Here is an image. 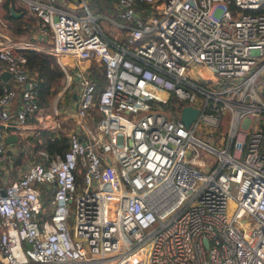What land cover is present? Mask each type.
I'll return each instance as SVG.
<instances>
[{
    "label": "built area",
    "instance_id": "2783aa9c",
    "mask_svg": "<svg viewBox=\"0 0 264 264\" xmlns=\"http://www.w3.org/2000/svg\"><path fill=\"white\" fill-rule=\"evenodd\" d=\"M23 1L51 40L13 36L0 9L17 84L0 78V155L36 111L63 125L57 104L42 112L22 49L97 59L107 83L94 121L96 81L77 73L68 148L0 181V264H264V0H115L122 40L89 0ZM186 104L199 108L188 125Z\"/></svg>",
    "mask_w": 264,
    "mask_h": 264
},
{
    "label": "crops",
    "instance_id": "0c3cea01",
    "mask_svg": "<svg viewBox=\"0 0 264 264\" xmlns=\"http://www.w3.org/2000/svg\"><path fill=\"white\" fill-rule=\"evenodd\" d=\"M56 3L66 9H74L76 7V1L75 0H56ZM106 4V11L100 13V17H105L108 19V22L110 24H114L112 27L110 24H105L106 26H103V28L106 30L108 29L111 31V33L114 31V28H121V37L120 39H124L126 37V34L128 32L127 28H122L121 23L124 21L122 16L120 15V10L117 7L115 0H107L105 2ZM14 8V10L19 14L16 15L13 13V15L17 18L18 23H20L21 28L19 30L15 27V20L9 21L6 17L5 22V28L15 37H24L28 39H34L42 44H48V41L51 40V30L50 28H46V31L43 29L42 20L41 18L31 9L28 8L27 4H25L24 1L14 0V3L10 4ZM22 6L26 7V9L21 8ZM1 12L4 14L5 9L3 5L0 6ZM51 53V52H50ZM54 54V53H53ZM56 57V60L59 62V64L62 66L63 70L65 71L66 75L64 78V84L63 87L58 91L56 96L51 100L49 104L40 102L41 110L42 112H52L55 104L58 105L60 112L58 115V118H63L62 127L58 128V133H64L68 136L67 131L76 127V120L75 118L69 113L67 110H69L71 107H76L77 102L79 100V87H78V76L77 73H81L83 71H86L90 74V64L93 61H98L97 59H93V61L90 62V64L85 65L83 67V64L78 62V59L74 56L71 57L69 54L62 55L60 59L56 54H54ZM1 70H0V78L7 81V83L12 85H17L15 83V79L12 76L11 72L9 73V69L6 66V63L1 59ZM26 64V62H25ZM27 66V65H26ZM65 66L67 70L65 69ZM28 67V66H27ZM30 77L32 81L34 82L35 86L37 87V70L30 69ZM67 71L71 73L72 80L69 86L66 88L65 85L67 83ZM5 73V75H4ZM9 73V74H8ZM107 79V78H106ZM1 82V81H0ZM107 83V82H106ZM20 88L21 86L18 85ZM59 95V98L57 99V96ZM37 98L39 100V92L37 89ZM18 101H13V117L12 122H16V114L15 110L18 105ZM93 113L94 121L98 120L100 116V111H98V115H94ZM42 125V118L40 115V112L36 111L34 115H32L28 122L26 129L24 131H21L18 127L14 128L12 125L6 129L7 134L14 133L17 136L13 138V140L6 141V151L4 155H0V181L1 183H9L12 182L14 179L18 178L20 175H22L25 171H27L29 165L38 160L39 150L45 149V147H40L38 149H34L35 147V140H31L32 136L36 135V132L39 128H41ZM48 130H52L49 127H44ZM54 131V130H52ZM6 134V136H7ZM69 138V136H68ZM84 171V166L81 167V169L78 171L80 174V179L82 177V173ZM38 188L40 190L44 189L46 190L50 195L52 194L51 189L52 186L36 183Z\"/></svg>",
    "mask_w": 264,
    "mask_h": 264
},
{
    "label": "trees",
    "instance_id": "16d2710c",
    "mask_svg": "<svg viewBox=\"0 0 264 264\" xmlns=\"http://www.w3.org/2000/svg\"><path fill=\"white\" fill-rule=\"evenodd\" d=\"M106 1L107 0H89L88 4L93 12L100 14L106 11ZM11 3H14V0L3 1L2 5L5 9L4 15L8 18L9 21L15 20V27L17 30H19L21 26L20 23L17 22L19 20H17V18L11 12ZM21 8L26 9V7L24 6H22ZM22 51L27 57L26 65L30 69L37 70V89L39 92V103L43 102L49 104L51 100L56 96L58 91L63 87V82L66 75L65 71L63 70L59 62L56 60V56L53 53L34 48L22 49ZM1 62L2 61L0 59V70L2 68ZM89 69L91 77L96 81V98L95 104L92 107V113L95 112V114L98 115V95L101 90L105 87L107 79L104 72V65L102 62L99 63L97 61H93L90 64ZM1 90L2 83L0 82V92ZM44 127L45 126L39 128L36 132V135H34V137H31V140H35L34 142L36 144L34 149L36 150L44 146L45 149H48L50 152H64L69 146L68 136L64 133H58L55 130L50 131ZM77 179H80L79 172H77Z\"/></svg>",
    "mask_w": 264,
    "mask_h": 264
},
{
    "label": "water",
    "instance_id": "95a60500",
    "mask_svg": "<svg viewBox=\"0 0 264 264\" xmlns=\"http://www.w3.org/2000/svg\"><path fill=\"white\" fill-rule=\"evenodd\" d=\"M11 10H12V12L14 14L19 15L14 10V8L12 6H11ZM8 72L10 73V71H8ZM4 75H5V73H4ZM198 111H199V108L198 107H195V106H193L191 104H186V105L183 106L181 117H182L183 121L188 125V124H190V122L192 121V119L196 116V114L198 113ZM12 127L17 128V125L14 124V125H12ZM16 136L17 135L14 134V133L7 134L6 141L13 140V138L16 137ZM205 241H206V243H209V240L207 238L205 239Z\"/></svg>",
    "mask_w": 264,
    "mask_h": 264
},
{
    "label": "rangeland",
    "instance_id": "374dc122",
    "mask_svg": "<svg viewBox=\"0 0 264 264\" xmlns=\"http://www.w3.org/2000/svg\"><path fill=\"white\" fill-rule=\"evenodd\" d=\"M19 1H23V0H19ZM100 22H101V24L103 25V26H106L105 24H110L109 22H108V19L107 18H105V17H100ZM112 27L114 26V24H110ZM115 27V26H114ZM115 29V28H114ZM106 32L108 33V34H111V31H109L108 29H106ZM264 78V73H262V75H260V77H259V79L258 80H262ZM74 206V201L73 202H71V207H73Z\"/></svg>",
    "mask_w": 264,
    "mask_h": 264
},
{
    "label": "bare ground",
    "instance_id": "6f19581e",
    "mask_svg": "<svg viewBox=\"0 0 264 264\" xmlns=\"http://www.w3.org/2000/svg\"><path fill=\"white\" fill-rule=\"evenodd\" d=\"M69 55H70V54H69ZM70 56H71V57H74L75 55H74V56H73V55H70ZM75 57H76V56H75Z\"/></svg>",
    "mask_w": 264,
    "mask_h": 264
}]
</instances>
